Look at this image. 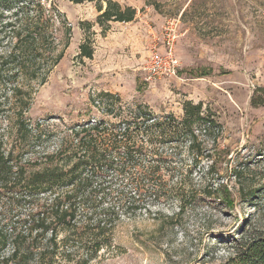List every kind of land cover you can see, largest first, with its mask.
<instances>
[{
	"label": "rangeland",
	"instance_id": "rangeland-1",
	"mask_svg": "<svg viewBox=\"0 0 264 264\" xmlns=\"http://www.w3.org/2000/svg\"><path fill=\"white\" fill-rule=\"evenodd\" d=\"M116 1L136 8L135 19L111 21L103 31L95 1L45 0L47 8L64 15L70 34L58 33L65 37L59 46L63 57L37 85L26 115L63 131L100 117L92 98L107 91L157 116L181 118L185 102L200 104L219 127L197 132L194 150L188 140L166 149L175 168L163 178L175 181L183 175L186 198L172 193L146 198L142 209H122L113 247L102 249L90 264L225 260L243 231L264 230V0ZM11 13L0 6V51L10 45L4 25ZM170 28L181 61L178 75L148 79L146 61L154 46L166 48ZM84 42L93 47L92 58L80 55ZM3 95L0 86V133L10 132L12 123V100ZM3 141L9 145L12 139L6 134ZM5 191L0 188L3 235L22 212ZM11 252L8 244L0 264H11Z\"/></svg>",
	"mask_w": 264,
	"mask_h": 264
},
{
	"label": "trees",
	"instance_id": "trees-1",
	"mask_svg": "<svg viewBox=\"0 0 264 264\" xmlns=\"http://www.w3.org/2000/svg\"><path fill=\"white\" fill-rule=\"evenodd\" d=\"M71 1H95L103 31L109 22H130L137 14L116 0ZM0 6L12 12L4 25L10 45L0 51V86L3 97L12 100L10 132L0 133V188L22 208L7 233L0 232V252L11 245V264H90L102 249L113 247L122 209H142L146 198L172 193L186 198L183 175L175 181L163 178L175 168L166 149L188 140L194 150L197 132L219 126L192 101L185 102L181 118L157 116L109 91L92 98L102 112L94 121L63 131L31 122L26 113L33 93L63 57L59 46L65 37L58 33L64 29L67 37L70 28L45 0H0ZM79 48L82 57H93L88 43ZM6 134L9 145L3 141ZM213 264H264V230L243 231L228 257Z\"/></svg>",
	"mask_w": 264,
	"mask_h": 264
},
{
	"label": "built area",
	"instance_id": "built-area-1",
	"mask_svg": "<svg viewBox=\"0 0 264 264\" xmlns=\"http://www.w3.org/2000/svg\"><path fill=\"white\" fill-rule=\"evenodd\" d=\"M167 36L165 49L154 46L144 66L148 79L176 77L181 67V61L174 51L175 33L173 28Z\"/></svg>",
	"mask_w": 264,
	"mask_h": 264
}]
</instances>
